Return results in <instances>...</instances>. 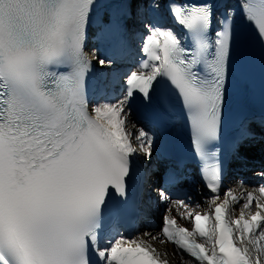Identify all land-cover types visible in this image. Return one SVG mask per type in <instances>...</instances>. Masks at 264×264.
Masks as SVG:
<instances>
[{
  "label": "snow or ice",
  "instance_id": "1",
  "mask_svg": "<svg viewBox=\"0 0 264 264\" xmlns=\"http://www.w3.org/2000/svg\"><path fill=\"white\" fill-rule=\"evenodd\" d=\"M94 3L0 0V264H168L154 247L123 236L102 241L99 234L105 212L119 213L110 204L113 196L127 197L132 157L142 154L151 161L153 156L154 136L143 128L126 129V105L137 93L150 101L158 77L181 98L191 145L213 194L203 213L184 200L174 202L185 209L178 215L192 221L191 229L179 225L166 207L160 242L174 244L182 257L186 253V264H264V185L256 189L259 195L237 197L229 189L221 200V166L212 150L227 103L231 9L212 37L211 0H167L173 22L190 37L191 51L172 28L149 22L144 58L124 79L123 99L89 111L85 77L91 62L83 49ZM149 6L159 10L160 0ZM240 7L264 44V0H241ZM200 65L204 74L196 70ZM257 145L264 154V115L241 125L232 151L243 159L241 151ZM158 196L170 202L166 189ZM241 199L240 214L233 218L231 204Z\"/></svg>",
  "mask_w": 264,
  "mask_h": 264
},
{
  "label": "bare ground",
  "instance_id": "2",
  "mask_svg": "<svg viewBox=\"0 0 264 264\" xmlns=\"http://www.w3.org/2000/svg\"><path fill=\"white\" fill-rule=\"evenodd\" d=\"M236 1H238V0H235V3H236ZM135 8H136L137 13H139L143 17L142 8L139 7V11H138L137 10L138 5H136V4H135ZM144 9L146 12L145 15H146L147 22H146V20H143L141 25H138L135 27V29H133L132 34H133V37L135 39L136 38L139 39L138 33L143 34V35L147 34V29L145 27V25L149 23L148 22L149 16L147 13V6ZM153 22L154 23L158 22L160 25L165 26L163 23H161L162 22L161 20H159V21L153 20ZM137 29H138V31H137ZM95 53H96V51L94 50V48H91V52L89 53L91 58L98 60V62L100 59H103V58H99V59L96 58ZM104 60H106V59H104ZM124 64H126L125 61L124 62H117V63L111 61V64H106L105 66L109 68L110 76H112L114 74H118V72L121 70V65H124ZM115 94H119L118 97H121L122 99L124 97L122 89L117 90ZM118 100H120V99H118ZM106 102H108V101H106ZM102 103H105V102H102ZM126 111L128 112L127 122H129V123L126 124L125 127H127L128 131L135 133L139 128H143L145 131H148L151 134V131L147 130L146 127L141 126L139 123L134 122V120L132 119L131 112L127 108V105H126ZM128 119H130V121H128ZM132 142H133L134 146L138 145V141L136 142L134 136L132 138ZM244 150H245V153L247 155H251V156L256 155V157L259 158V161L256 162L257 164L255 163L252 166H250V168L248 170L243 171L244 172L243 175H245V173H246L247 181L239 182V180H236L237 183H235V185L233 186V189H231V190H232L233 194L237 197H242V196L246 197L247 192H253L255 195H259V193L256 192V189L258 187L264 185V176L260 175L261 171H264V165H262L263 164L262 162L264 159V154L261 153L258 145L254 149L245 148ZM135 156L138 157L143 163H146L148 165V170L154 168V161L156 159H158V156L155 153V151L153 153L151 161H146L143 158L142 154H136ZM254 166H259L260 168L252 169V167H254ZM232 182L233 181H231V185H232ZM184 183L186 185V190H185L183 195L177 196L173 199L170 198V202H165V201H162L160 198H158L159 199L158 205L150 212L149 215L154 217L159 212L160 217L162 218L163 215L165 214L166 207L171 206L172 207L171 214H173L175 216L177 221L190 223L191 220H189L187 218H182L180 215H178V212H184L185 209L174 203L177 200H182L183 197L188 198V201H185V203L189 206V209H191V210L208 209V200L213 194L209 190L205 189L203 186H201L199 184L196 175L194 173L189 174L188 178L184 181ZM145 189H147V191L144 192V196H143L144 198H146L151 193V188H149V184L145 185ZM222 191L223 192H219V195H220V198L223 199L224 193H226L228 190L223 189ZM244 202H245L244 199H241L239 204H236L234 202L231 204V208H232L231 213H232L233 218H236L239 216L240 210H241ZM252 211H255V202L253 203ZM148 228H149L148 226L143 225L141 227L136 228V230H135L136 232H134V233L132 232V234L129 236L127 234H122V235H115L114 237L119 238V236H123L127 240H136L137 242H142L145 246L154 247L156 252L159 254V258L163 259V260H167L168 264H186V261L188 260V256L186 254H183V257H182L181 252H179L170 242L161 243L160 240L163 239V236L160 234L159 229L153 231V228H149V229ZM151 229H152L153 233L152 234L150 233V234L152 236H158L159 237L158 239L152 240L150 236L145 235V233H149V231Z\"/></svg>",
  "mask_w": 264,
  "mask_h": 264
},
{
  "label": "rangeland",
  "instance_id": "3",
  "mask_svg": "<svg viewBox=\"0 0 264 264\" xmlns=\"http://www.w3.org/2000/svg\"><path fill=\"white\" fill-rule=\"evenodd\" d=\"M155 0H144V2L142 3L144 6H142V8L144 9L145 8V5H146V3H149V2H154ZM143 11V10H142ZM147 22V21H146ZM148 22H149V20H148ZM91 52V47H89V49H88V53H90ZM118 99H122L121 97H118V95L117 96H115L114 98H112V99H108V100H100L99 102H97L96 104H93V105H91V108H93L95 105H97V104H102V102H106V101H108V102H111V103H115V102H117L118 101ZM128 121H130V119H128ZM129 122H127L126 124H128ZM126 129H127V127H126ZM137 142V141H136ZM196 184V183H195ZM197 185V184H196ZM233 186L231 185L230 186V184L227 186V187H225V188H223V189H225V190H229V189H233L232 188ZM149 188H151L150 187V185H149ZM223 192V191H222ZM170 198L171 199H173V198H175V197H171L170 196ZM183 199L185 200V198L183 197ZM182 199V200H183ZM232 214V213H231ZM158 217L160 218V214H159V212L157 213V215L156 216H152V218H157L158 219ZM148 227L149 228H153V231L154 230H157L158 228H157V224H155V223H151L150 225H148ZM148 228V229H149ZM153 231H152V229L149 231V233H153ZM134 232H136V231H133V233ZM132 233H130V234H128V236L129 235H131ZM185 257V256H184ZM187 258V257H186ZM262 259H264V257H261Z\"/></svg>",
  "mask_w": 264,
  "mask_h": 264
}]
</instances>
